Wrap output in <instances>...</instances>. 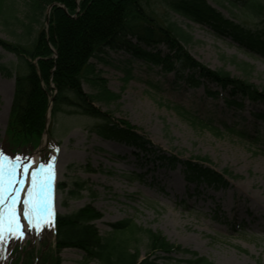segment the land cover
<instances>
[{
    "label": "rangeland",
    "instance_id": "rangeland-1",
    "mask_svg": "<svg viewBox=\"0 0 264 264\" xmlns=\"http://www.w3.org/2000/svg\"><path fill=\"white\" fill-rule=\"evenodd\" d=\"M208 1L227 17L247 24L256 21L246 8L235 7L226 0ZM171 21L191 36L184 43L198 61L264 87V56L247 53L230 37L220 36L210 26L180 14L171 13ZM0 36L11 38L1 23ZM129 57L123 52L112 53L110 63H97L106 87L119 93V99L110 103L96 101L95 105L116 120L130 122L167 153L181 159L207 157L212 168L225 174L228 186L215 189L189 183L181 166H161L152 155H144L132 145L91 132L88 127L95 122L93 117L75 112L61 114L52 124L54 135L48 132L39 147L29 153L20 149L10 154L13 158L21 156L33 169L39 167V162L46 164L50 157H56L52 223L39 229L29 226L21 202L17 207L23 238H9L0 246V256L11 241L20 246L31 242L38 252L46 251L53 243L55 215L91 204L102 215L93 223L103 236L111 232L112 223L132 219L140 227L160 231L169 241L216 264H264V121H255L251 115L261 106L247 100L236 111L225 105L226 92L216 83L205 81L211 91L219 92L210 96L203 84L192 87L181 81L178 86L172 83V71L156 65L147 69L136 60L129 65ZM0 62L11 67L16 56L0 47ZM129 67L130 76L126 72ZM12 73L7 76L0 70V150L15 90ZM149 81L162 83V88L154 89ZM84 89L91 94L96 92L87 83ZM175 105H181L210 127L193 124ZM226 125H236L251 135L258 127L260 140L251 142L229 131ZM75 180L84 182L80 195L67 196L68 187L60 184L70 187ZM28 181L30 184V174L25 177V184ZM20 195L23 200L24 192ZM130 243L138 247L141 258L147 256L143 233L135 234ZM59 255L62 264H103L86 258L79 248H63ZM159 255L158 260L165 264H176L191 256L172 253L167 259V254Z\"/></svg>",
    "mask_w": 264,
    "mask_h": 264
},
{
    "label": "trees",
    "instance_id": "trees-1",
    "mask_svg": "<svg viewBox=\"0 0 264 264\" xmlns=\"http://www.w3.org/2000/svg\"><path fill=\"white\" fill-rule=\"evenodd\" d=\"M226 1L250 10L256 19L254 24L225 16L208 0H0V23L11 35L10 39L0 36V47L16 56L11 67L0 62V70L7 76L14 72L15 81L1 150L10 157L20 149L29 153L43 143L46 128L49 135H54L52 124L61 114L81 113L95 119L88 127L91 132L132 145L144 155H152L161 166H181L189 183L226 188L225 174L212 168L207 157L181 159L167 153L130 122L116 120L95 105L96 101L119 99V93L106 87L97 63L108 64L112 53L123 52L130 56L126 60L129 65L136 60L147 69L156 65L172 71V83L178 86L181 81L192 87L203 84L206 93L215 97L219 92L211 91L205 81L216 83L226 92L223 97L228 108L240 110L247 100L259 104L261 108L251 111V115L255 121H264V87L198 61L184 43L191 36L171 21V13L180 14L210 26L220 36L230 37L245 52L264 56V2ZM126 72L130 76L131 68ZM85 83L96 92H86ZM149 84L156 90L162 88L160 82ZM175 108L183 110L193 124L210 127L181 105ZM226 128L251 142L260 140L258 127L252 135L236 125ZM60 186L68 187L67 196H79L84 182L75 180L70 187L66 183ZM101 216L91 204L56 214L53 243L46 251L38 252L31 242L26 246L11 242L0 256V264H62L59 254L66 247L79 248L86 258L103 264H165L158 260L161 253L167 254V259L172 253L191 255L176 264H216L169 241L160 231L140 227L132 219L112 223L111 232L103 236L93 223ZM137 233H143L147 240L144 258L130 243Z\"/></svg>",
    "mask_w": 264,
    "mask_h": 264
},
{
    "label": "snow or ice",
    "instance_id": "snow-or-ice-1",
    "mask_svg": "<svg viewBox=\"0 0 264 264\" xmlns=\"http://www.w3.org/2000/svg\"><path fill=\"white\" fill-rule=\"evenodd\" d=\"M27 160L31 161V157ZM55 161L56 157L52 156L46 164L41 163L33 169L21 156L12 158L0 150V246L6 244L9 238H23L17 207L21 202L23 217L29 226L39 229L51 225L54 216ZM29 174L31 183L21 201L25 177Z\"/></svg>",
    "mask_w": 264,
    "mask_h": 264
},
{
    "label": "water",
    "instance_id": "water-1",
    "mask_svg": "<svg viewBox=\"0 0 264 264\" xmlns=\"http://www.w3.org/2000/svg\"><path fill=\"white\" fill-rule=\"evenodd\" d=\"M47 133H48V129L46 128V135H47ZM46 143H48V140L46 141ZM40 150H42V149L41 148L38 149V151H40Z\"/></svg>",
    "mask_w": 264,
    "mask_h": 264
},
{
    "label": "bare ground",
    "instance_id": "bare-ground-1",
    "mask_svg": "<svg viewBox=\"0 0 264 264\" xmlns=\"http://www.w3.org/2000/svg\"><path fill=\"white\" fill-rule=\"evenodd\" d=\"M27 188H28V187H25V189H27ZM26 194H27V193H26V190H25V191H24V196H26Z\"/></svg>",
    "mask_w": 264,
    "mask_h": 264
}]
</instances>
